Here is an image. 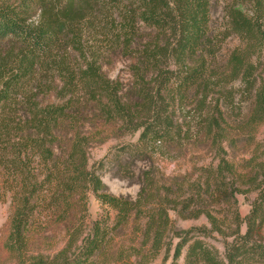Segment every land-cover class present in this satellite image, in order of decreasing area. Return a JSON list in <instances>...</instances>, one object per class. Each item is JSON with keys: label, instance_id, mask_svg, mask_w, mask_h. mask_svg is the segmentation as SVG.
Returning <instances> with one entry per match:
<instances>
[{"label": "trees", "instance_id": "trees-1", "mask_svg": "<svg viewBox=\"0 0 264 264\" xmlns=\"http://www.w3.org/2000/svg\"><path fill=\"white\" fill-rule=\"evenodd\" d=\"M211 5L0 0L2 250L16 264H126L132 256L145 264L172 240V264L183 248L182 264H264V158L254 138L264 122V0H233L221 32L211 28ZM229 35L243 47L220 71L216 53ZM113 56L128 62V83L103 73ZM235 81L236 101L227 89ZM125 134H137L122 147L127 158L150 161L133 200L108 194L87 164L92 146ZM188 147H206L216 162L193 165L197 176L180 183L159 181L152 157L172 160ZM239 147L247 157L236 164L226 150ZM250 193L241 218L236 195ZM89 194L112 216L86 227ZM223 204L224 231L210 209ZM169 210L203 216L209 229H176ZM207 231L228 238L222 255L199 240Z\"/></svg>", "mask_w": 264, "mask_h": 264}, {"label": "rangeland", "instance_id": "rangeland-1", "mask_svg": "<svg viewBox=\"0 0 264 264\" xmlns=\"http://www.w3.org/2000/svg\"><path fill=\"white\" fill-rule=\"evenodd\" d=\"M210 9V25L211 28L216 32L222 31V26L224 24V12L227 7L233 3V0H211ZM222 35V34H221ZM222 43L219 46L218 52L216 53L214 66L222 71V67L225 64L229 54L236 48H242L243 44L234 36L229 35L221 39ZM253 61L256 59L255 55L252 57ZM260 69L264 67V59L260 57ZM103 73L110 79H117L123 84L128 83L130 80L128 73V62L122 58L111 57V62L109 64H104L102 67ZM239 83L237 81L232 84L227 85V89H232L236 91L234 94V100H238ZM248 102L241 104V111L245 113L247 109ZM179 115V114H178ZM178 117V116H177ZM137 134L132 135H122L119 137H112L107 141L92 146L88 150V168L93 169L100 177L105 191L115 197H122L126 199L133 200L139 190V183L141 180L140 174L143 170L147 169L150 161H139V160H129L127 158V153L122 150V147L127 146L130 143L136 141ZM255 141L259 143V152L263 153L264 158V122L257 128L255 133ZM226 158L234 163H240L241 159H245L247 156L244 154L241 148H237L235 151L226 150ZM174 159H166L163 156L154 155L151 159V169L155 172L156 178L159 181H166L169 178L173 179L176 183H180L182 178L185 180L189 178H194L197 176L198 172L192 168V166L202 167L207 166L208 163H215L216 157L213 152L206 147H188L186 151L181 150L174 152L172 154ZM100 163V165H99ZM254 194L236 195L237 200V210L241 218H243L248 210L249 204L252 201ZM87 217H86V227L88 224L97 219L100 215L108 212L112 216V212L106 207L101 206L97 200L92 195L87 197ZM210 209L215 212V214L223 223L221 229H224L225 220L229 217L228 207L226 204L219 206H211ZM8 215H9V199L7 193H4L0 189V264H16L14 257L8 255L2 250V243L8 232ZM168 217L173 222L176 229L187 230L190 228H198L204 226L207 230L209 229L208 223L203 216H199L196 219H180L176 213L169 210ZM140 224L142 222H139ZM243 231V226L241 227ZM224 231V230H223ZM199 240L202 241L206 246L214 248L219 255H222L223 244L228 241V238L221 235H217L213 232H205L202 236H198ZM58 238V236H57ZM60 240V239H59ZM140 240L135 244L139 243ZM171 245L167 251L162 249L159 254L152 260L145 264H172V248L175 240L171 241ZM126 244V243H125ZM59 247V241L55 243L53 249ZM185 248L182 249L179 258L174 264H182L183 255ZM139 258L130 257L129 262L126 264H138Z\"/></svg>", "mask_w": 264, "mask_h": 264}]
</instances>
